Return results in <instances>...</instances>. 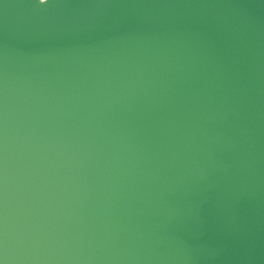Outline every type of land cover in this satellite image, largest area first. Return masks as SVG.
<instances>
[{
	"label": "water",
	"instance_id": "water-1",
	"mask_svg": "<svg viewBox=\"0 0 264 264\" xmlns=\"http://www.w3.org/2000/svg\"><path fill=\"white\" fill-rule=\"evenodd\" d=\"M0 264H264V0H0Z\"/></svg>",
	"mask_w": 264,
	"mask_h": 264
}]
</instances>
